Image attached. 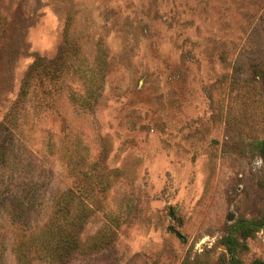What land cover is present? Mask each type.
<instances>
[{
	"label": "rangeland",
	"instance_id": "1",
	"mask_svg": "<svg viewBox=\"0 0 264 264\" xmlns=\"http://www.w3.org/2000/svg\"><path fill=\"white\" fill-rule=\"evenodd\" d=\"M263 139L264 0H0L2 264H228Z\"/></svg>",
	"mask_w": 264,
	"mask_h": 264
},
{
	"label": "trees",
	"instance_id": "2",
	"mask_svg": "<svg viewBox=\"0 0 264 264\" xmlns=\"http://www.w3.org/2000/svg\"><path fill=\"white\" fill-rule=\"evenodd\" d=\"M259 155H260V159L262 160L263 164H264V139L261 141V143L259 144ZM19 209H15V208H10L9 210V219L11 220V222L13 223H18V212ZM263 223H259V222H249V221H240L237 222L233 225L232 227V231L231 233L228 235V237H226V239L224 240V246L226 251L228 252V254L230 255V259L228 264H238L237 261V253H238V249L236 248V246H239L238 241L239 240H243L248 238L254 231L260 229L262 226H264ZM35 238H32V240H34ZM35 241V240H34ZM32 246H34V242H32ZM18 248H16L17 250ZM18 254V258H16V263L23 257L19 251H16ZM47 252L50 253V251ZM57 253H60L61 255H64L66 253V250L62 249V250H56ZM59 255V256H61ZM52 263H56L54 260L50 259ZM0 264H2V259L0 257Z\"/></svg>",
	"mask_w": 264,
	"mask_h": 264
}]
</instances>
